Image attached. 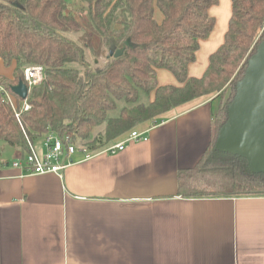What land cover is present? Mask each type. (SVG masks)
I'll return each mask as SVG.
<instances>
[{
	"label": "trees",
	"instance_id": "trees-1",
	"mask_svg": "<svg viewBox=\"0 0 264 264\" xmlns=\"http://www.w3.org/2000/svg\"><path fill=\"white\" fill-rule=\"evenodd\" d=\"M78 1L81 6L69 11L68 0H0V64L13 71L10 78L0 75V85L20 104L11 86L25 83L23 68L38 64L45 74L29 89L30 107L20 113V122L0 99V142L24 153L26 138L34 141L54 131L99 149L137 124L211 93L218 105L210 143L194 166L178 170L176 195L264 196V170L253 171L243 155L215 147L246 61L264 40V28L257 34L264 24V0H230L223 43L195 78L188 76L187 65L214 27L208 9L217 0ZM82 15L107 53L120 51L106 56L102 67L89 68L84 49L90 45L69 36L83 28ZM157 69L170 71L180 85L158 84Z\"/></svg>",
	"mask_w": 264,
	"mask_h": 264
},
{
	"label": "crops",
	"instance_id": "crops-1",
	"mask_svg": "<svg viewBox=\"0 0 264 264\" xmlns=\"http://www.w3.org/2000/svg\"><path fill=\"white\" fill-rule=\"evenodd\" d=\"M231 8L217 0L208 9L215 24L189 77L202 76L223 43ZM2 74L10 78L12 66L0 64ZM156 80L180 85L167 69ZM217 105L211 93L181 103L137 124L146 140L123 151L75 153L62 177L12 168L18 149L1 159L0 264H264V196L176 195L178 170L210 143Z\"/></svg>",
	"mask_w": 264,
	"mask_h": 264
},
{
	"label": "water",
	"instance_id": "water-1",
	"mask_svg": "<svg viewBox=\"0 0 264 264\" xmlns=\"http://www.w3.org/2000/svg\"><path fill=\"white\" fill-rule=\"evenodd\" d=\"M112 55L117 57L120 51L107 53V57ZM248 59V68L236 84L235 96L227 106L228 116L217 133L215 147L243 155L248 167L257 172L264 170V40ZM11 91L25 99L29 89L19 80L11 86Z\"/></svg>",
	"mask_w": 264,
	"mask_h": 264
},
{
	"label": "built area",
	"instance_id": "built-area-1",
	"mask_svg": "<svg viewBox=\"0 0 264 264\" xmlns=\"http://www.w3.org/2000/svg\"><path fill=\"white\" fill-rule=\"evenodd\" d=\"M23 76L28 89L45 80L44 70L42 66L38 64L24 67ZM0 99L10 106L18 122L21 120L20 113L28 110L30 107L26 98L22 99L20 104H18L12 93L2 85H0ZM42 137L40 149H37L38 147L35 145L34 141H30L26 138L28 150L24 153H19L16 158L12 159L10 166L27 174L51 172L62 177L64 168L72 162V156L75 153H80L82 160H89L98 153L108 155L123 151L129 143L137 142L138 140H146L147 138L143 132L131 129L125 135L110 141L104 147L92 150L86 145H77L73 143L70 133L61 136L57 132L48 131V133L42 135Z\"/></svg>",
	"mask_w": 264,
	"mask_h": 264
},
{
	"label": "rangeland",
	"instance_id": "rangeland-1",
	"mask_svg": "<svg viewBox=\"0 0 264 264\" xmlns=\"http://www.w3.org/2000/svg\"><path fill=\"white\" fill-rule=\"evenodd\" d=\"M68 1L70 3L72 0H68ZM79 6H81V3L78 1V7ZM79 21H80L81 25L83 26V28L81 29L80 32L75 33V34L71 33L69 36L71 38L79 41V43L82 45H85V44L87 45V43L90 45L89 47L86 46L84 49V54H86V61L88 62L87 65L89 66V68L95 69V68L102 67L105 64V60H106V56H107V50L103 46V43L100 41L101 39H99L97 37V35H95L92 32V30L89 28V26L86 25L85 15H82L79 18ZM262 28H264V24L262 25L261 28H259V30L257 31V34L261 31L260 29H262ZM73 67L81 68V65L80 64H76V65L74 64ZM247 68H248V64L246 65L245 69H247ZM12 73H13V71H12ZM97 131H99V130H96L95 133ZM42 138L43 137L41 136V137H37L34 140V143L37 147H39V145H41L40 142H41ZM15 149L16 148L14 146H10V145H7L5 143L0 142V160L1 159H3V160L12 159V156L14 154ZM37 149H40V148H37Z\"/></svg>",
	"mask_w": 264,
	"mask_h": 264
}]
</instances>
